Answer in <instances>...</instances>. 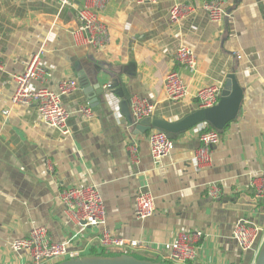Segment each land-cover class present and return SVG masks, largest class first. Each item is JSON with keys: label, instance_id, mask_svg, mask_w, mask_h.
<instances>
[{"label": "crops", "instance_id": "1", "mask_svg": "<svg viewBox=\"0 0 264 264\" xmlns=\"http://www.w3.org/2000/svg\"><path fill=\"white\" fill-rule=\"evenodd\" d=\"M186 1L198 5L196 11L171 23L172 6ZM202 1L110 0L101 16L110 41L96 49L76 42L73 34L83 0L64 7L56 1L0 0V264H32L28 253H15L11 243L37 226L47 227L56 242L69 241L77 257L105 254L100 237L108 230L144 242L128 253L159 261L178 232L201 229L205 236L197 258L186 264H255L264 240L243 253L233 231L241 219L264 229V199L250 189L251 178L264 171V0H223V21L211 20L199 7ZM182 45L196 53L197 70L182 72L189 96L168 100L164 79ZM42 46L48 75L33 80L34 86L58 91L65 78L79 82L77 91L62 97L71 113L67 134L46 124L35 106L11 108L13 74L25 71ZM229 75H235L243 100L237 117L221 131L212 165L201 171L192 165L200 145L195 128L174 139L175 149L157 167L151 131L139 133L112 108L108 99L118 96L113 90L98 94L100 87L114 85L117 92L152 102L153 118L178 121L199 108V89L224 90ZM84 106L93 109L92 116L80 112ZM133 142L139 145L135 161L129 154ZM211 183L223 189L219 199L208 195ZM86 184L97 185L105 201L106 222L99 227L71 222L60 198L63 187ZM141 190H149L155 203L145 220L135 213Z\"/></svg>", "mask_w": 264, "mask_h": 264}, {"label": "built area", "instance_id": "2", "mask_svg": "<svg viewBox=\"0 0 264 264\" xmlns=\"http://www.w3.org/2000/svg\"><path fill=\"white\" fill-rule=\"evenodd\" d=\"M26 1H56L62 7L71 5L73 0H26ZM110 0H83V5L78 9L77 16L80 25L74 36L76 42L87 44L96 49L105 48L110 41L108 26L103 22L101 16ZM141 5L155 3L158 0H129ZM223 0H203L199 5L205 10L213 21H223L227 12L223 7ZM194 2H179L172 6L169 13L171 23H178L189 18L197 9ZM44 46L36 52L27 62L23 72L13 74L15 91L11 97V108L17 105L35 106L43 121L67 134L69 129L70 111L63 104L62 97L69 95L79 89V82L76 79L65 78L59 82L58 91L48 87H36L33 80L43 81L48 73L44 68L42 57ZM241 58V56H238ZM175 68L168 72L164 79V93L168 100L183 101L189 96V84L183 76V71L195 72L198 66V58L192 48L187 45L180 46L174 56ZM3 65L0 62V68ZM109 86L105 85V89ZM223 92L220 85H211L201 88L196 93L199 108H209L218 104ZM115 111L121 115V99L116 95H110L108 99ZM130 110L133 116V124L139 123L142 119L152 116L154 104L147 98L134 95L129 101ZM11 108L2 111L8 115ZM80 112L88 116L93 115L90 106L80 108ZM210 124L203 122L195 126L200 141L192 158V165L197 171L208 168L213 163V152L220 142L221 131L216 128H209ZM151 154L155 166H161L162 160L168 157L175 149V141L166 132L153 130L149 134ZM129 154L132 160L139 155V145L133 142L129 145ZM48 166L54 170L49 161ZM250 189L257 199H264V171L254 175L250 181ZM207 193L212 199H219L223 195V189L218 183H211L207 187ZM60 198L65 207V213L69 220L82 227H99L106 222V205L97 185H71L65 186L60 191ZM135 213L140 220L151 217L155 211L154 197L149 190H141L135 199ZM205 236L201 229L177 233L174 241L165 244L166 256L162 261L172 264H186L197 258L200 243ZM233 238L238 243L241 251L248 252L255 249L264 240V229L253 224L248 219H241L237 222ZM264 243V242H263ZM144 242L140 239H127L111 234L108 230L102 232L100 247L107 255L131 254L137 248L143 247ZM15 253L27 252L32 264H57L61 261L76 258L77 255L69 250V241L56 242L45 226H37L30 233L11 243Z\"/></svg>", "mask_w": 264, "mask_h": 264}, {"label": "water", "instance_id": "3", "mask_svg": "<svg viewBox=\"0 0 264 264\" xmlns=\"http://www.w3.org/2000/svg\"><path fill=\"white\" fill-rule=\"evenodd\" d=\"M228 87L222 92L218 104L209 108H198L188 113L178 121H166L152 116L142 119L135 124L137 131L141 134L152 130H161L167 133L171 139H176L179 134L194 128L200 123L206 122L219 131H223L238 115L243 100V90L235 75H229ZM114 85L109 89H102L98 94H105L108 91L121 97L120 109L129 125L133 124V116L130 110L129 101L131 96L128 92H117ZM95 98V97H93ZM136 131V133H138ZM57 264H169L164 261L139 258L132 254H119L115 256L96 255L91 257H76L61 261ZM255 264H264V243L259 251Z\"/></svg>", "mask_w": 264, "mask_h": 264}, {"label": "trees", "instance_id": "4", "mask_svg": "<svg viewBox=\"0 0 264 264\" xmlns=\"http://www.w3.org/2000/svg\"><path fill=\"white\" fill-rule=\"evenodd\" d=\"M209 128H213L212 126H209ZM101 255H105V254H101ZM115 255H119V254H114V255H109V256H115ZM132 255H134V254H132ZM159 261V260H158ZM166 263H169V264H172V263H170V262H166Z\"/></svg>", "mask_w": 264, "mask_h": 264}]
</instances>
